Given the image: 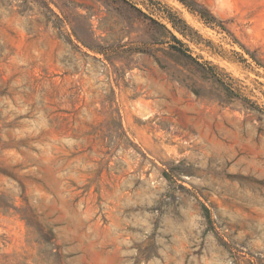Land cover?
<instances>
[{
	"label": "rangeland",
	"instance_id": "rangeland-1",
	"mask_svg": "<svg viewBox=\"0 0 264 264\" xmlns=\"http://www.w3.org/2000/svg\"><path fill=\"white\" fill-rule=\"evenodd\" d=\"M0 264H264V0H0Z\"/></svg>",
	"mask_w": 264,
	"mask_h": 264
},
{
	"label": "trees",
	"instance_id": "trees-1",
	"mask_svg": "<svg viewBox=\"0 0 264 264\" xmlns=\"http://www.w3.org/2000/svg\"><path fill=\"white\" fill-rule=\"evenodd\" d=\"M197 10V9H196ZM198 12H199V14H200V16L201 17H203L205 20H206V22H208V23H210V24H214V25H217V23H215L216 22V18L214 17V16H212L208 11H207V9H200V10H197ZM173 26L174 27H176V25H175V23L173 24ZM163 27L171 34V36L175 39V40H177V38L172 34V32L168 29V28H166L164 25H163ZM177 28V27H176ZM173 48H175L174 46H172Z\"/></svg>",
	"mask_w": 264,
	"mask_h": 264
}]
</instances>
